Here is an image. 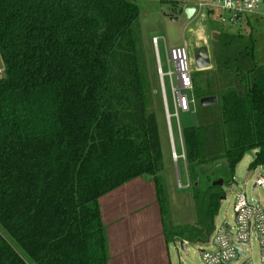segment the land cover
I'll return each mask as SVG.
<instances>
[{
  "label": "trees",
  "instance_id": "16d2710c",
  "mask_svg": "<svg viewBox=\"0 0 264 264\" xmlns=\"http://www.w3.org/2000/svg\"><path fill=\"white\" fill-rule=\"evenodd\" d=\"M139 16L130 0H0V264H108L98 201L137 178L154 185L166 244L208 242L224 193L190 172L223 160L233 177L255 150L249 168L264 163L252 18L247 35L213 27V67L192 73L196 125L181 137L196 223L172 225Z\"/></svg>",
  "mask_w": 264,
  "mask_h": 264
},
{
  "label": "rangeland",
  "instance_id": "374dc122",
  "mask_svg": "<svg viewBox=\"0 0 264 264\" xmlns=\"http://www.w3.org/2000/svg\"><path fill=\"white\" fill-rule=\"evenodd\" d=\"M135 2L140 10V16L138 19V26L141 32V39L145 47L146 42H150V51H146V63L148 67V75L150 80V86L153 92V105L156 115L157 125L161 132L166 135L168 129L167 121L164 113L162 96L160 93V83L158 81V75L156 70V58L154 49L151 44V38H159L158 44V58L160 66L163 72L168 71L166 64V53L172 48L185 45L189 55L190 64L192 65V52L200 48L209 52L211 65L213 67L212 52L210 48V36L212 28L215 27V23L204 11H196V14L191 18H187L184 14V9L189 7H195L196 2L182 0L180 3V9L174 8L168 5L165 0H130ZM252 27L256 29L253 31V37L255 39V56L259 64L264 65V19L259 21L252 20ZM220 29L225 30L226 33L239 32L241 34H249V26L240 24L239 26H227ZM253 30V29H252ZM146 50V47H145ZM202 50V49H200ZM152 55V59L151 56ZM211 67V68H212ZM171 71L174 70L170 65ZM1 74V64H0ZM175 84V77H173ZM165 94L167 98L168 108L170 114L174 113V109L171 103L170 85L168 78L164 79ZM196 122V116L194 110L187 114L178 113V118L172 117L169 119L170 130L172 133V139L175 141V147L178 150V129L180 127H191ZM169 152V145L167 144ZM257 151H249L244 154L239 164L235 167L233 177L229 174L226 161H218L217 163L210 164L205 167L199 168L197 171L193 169L190 175L198 174L200 179L214 178L222 179L225 181V185L222 187L225 198L221 200L216 216L213 220L214 228H218L221 223L226 220L231 225L233 224V205L235 195L240 191H244L249 198H251L253 181L258 177L259 171L256 169H250V164L255 159ZM179 183L184 186V177L182 173L176 175V172L172 174V187L171 192V205L170 220L172 223H187L191 224L196 220L195 204L192 195V186L187 190H178ZM175 194H179L178 201H175L172 197ZM256 198H262L263 193L256 192L254 194ZM213 234V233H212ZM212 234L208 241L210 243H195L188 244L184 248V252L179 246L169 245L170 258L174 264H203L199 252H215V246L212 243ZM247 258L252 259V264H260L258 244L255 239L251 238L250 248L246 251Z\"/></svg>",
  "mask_w": 264,
  "mask_h": 264
},
{
  "label": "built area",
  "instance_id": "2783aa9c",
  "mask_svg": "<svg viewBox=\"0 0 264 264\" xmlns=\"http://www.w3.org/2000/svg\"><path fill=\"white\" fill-rule=\"evenodd\" d=\"M196 11H204L215 23V27L239 26L245 19H264V0H195ZM159 38H152L151 44L156 58V70L160 83V93L164 113L168 126V136L171 146V156L174 161L178 159L172 143V133L169 119L178 118V113L187 114L194 110L195 101L192 95V73L185 45L172 48L166 53L168 71L163 72L158 58ZM170 65L174 70L171 71ZM168 78L170 85L171 103L174 113L170 114L165 94L164 79ZM175 77V84L173 82ZM184 158V155L181 156ZM259 171L258 177L252 184V195L248 199L244 191L235 195L233 205V224L224 220L218 228H214L212 245L215 252L202 251L200 254L203 264H252L247 258L246 251L250 248L251 238L258 244L260 264H264V196L258 199L254 196L260 190L264 194V163L255 168ZM207 243H210L208 241ZM239 250L242 256L239 257Z\"/></svg>",
  "mask_w": 264,
  "mask_h": 264
},
{
  "label": "crops",
  "instance_id": "0c3cea01",
  "mask_svg": "<svg viewBox=\"0 0 264 264\" xmlns=\"http://www.w3.org/2000/svg\"><path fill=\"white\" fill-rule=\"evenodd\" d=\"M145 47L146 51L151 53L149 41L145 43ZM150 56L152 59L151 54ZM181 130L182 127L178 129L177 133L178 150L175 147L174 139H172L174 152L178 156V159L174 161L171 156L168 131H166V139V135L164 133L161 135L158 127L163 156L162 178L165 182L169 206L171 205L170 194L173 190V172H176V175L182 173L184 177V186L179 183L178 190L191 188V179L185 157H181L182 154L184 155ZM167 144L169 145V152ZM172 198L178 201L179 194H175ZM98 203L102 222L106 229L109 252L108 264H174L170 258L169 245L176 247L179 246V242L169 244L165 242L163 224L151 179L137 178L101 197ZM195 223L196 220L191 224L172 223V225L174 227L192 226ZM183 242L185 246L191 244Z\"/></svg>",
  "mask_w": 264,
  "mask_h": 264
},
{
  "label": "water",
  "instance_id": "95a60500",
  "mask_svg": "<svg viewBox=\"0 0 264 264\" xmlns=\"http://www.w3.org/2000/svg\"><path fill=\"white\" fill-rule=\"evenodd\" d=\"M195 9L193 7H189V8H185L184 9V14L186 15L187 18H191L192 15L194 14ZM192 65L194 66V69L196 72H200V71H205V70H209L211 69L212 65H211V60H210V56H209V52L208 51H202L200 49L196 50L193 53V58H192ZM200 105L201 106H212L214 104H216V99L214 97H209V98H203L200 100ZM213 186L215 187H223L224 183L221 179L215 181L212 183ZM225 197H223L224 199ZM179 248L184 252V247H185V243L183 241H180L179 243ZM202 251L199 252V254H201ZM239 257L242 256L241 251L239 250ZM233 264V263H230Z\"/></svg>",
  "mask_w": 264,
  "mask_h": 264
},
{
  "label": "flooded vegetation",
  "instance_id": "af4514ba",
  "mask_svg": "<svg viewBox=\"0 0 264 264\" xmlns=\"http://www.w3.org/2000/svg\"><path fill=\"white\" fill-rule=\"evenodd\" d=\"M200 49H202V51H204V50H203L204 48H200ZM194 52H195V51L192 52V58H193V53H194Z\"/></svg>",
  "mask_w": 264,
  "mask_h": 264
}]
</instances>
